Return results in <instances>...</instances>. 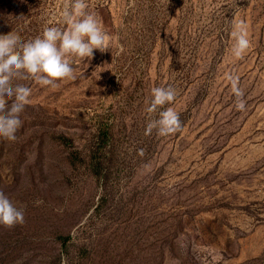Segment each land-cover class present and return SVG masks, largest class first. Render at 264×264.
<instances>
[{"label": "rangeland", "instance_id": "obj_1", "mask_svg": "<svg viewBox=\"0 0 264 264\" xmlns=\"http://www.w3.org/2000/svg\"><path fill=\"white\" fill-rule=\"evenodd\" d=\"M71 2L0 0V35L65 27ZM86 4L111 50L70 58L55 87L17 81L32 92L0 138V192L24 222L0 226V264H264V0ZM169 85L182 126L146 135L150 89Z\"/></svg>", "mask_w": 264, "mask_h": 264}, {"label": "clouds", "instance_id": "obj_2", "mask_svg": "<svg viewBox=\"0 0 264 264\" xmlns=\"http://www.w3.org/2000/svg\"><path fill=\"white\" fill-rule=\"evenodd\" d=\"M86 9V0H72L59 13L60 23L65 27L45 26L40 34L23 42L14 34L0 35V138L16 139V132L22 125L20 114L30 102L32 89L17 81L32 78L41 86L55 87L60 80L72 78L74 70L70 58H91L94 49L101 53L111 50L112 38L95 13ZM230 36L229 53L238 60L250 46L243 21L232 25ZM226 78L231 84L235 107L243 110L245 101L239 77L229 74ZM175 96L176 90L170 85L150 89L145 111L157 113V116L148 119L144 129L146 135L153 129L161 136L169 135L182 126L175 108L163 107L170 105ZM23 222L22 206L0 192V226L12 227Z\"/></svg>", "mask_w": 264, "mask_h": 264}]
</instances>
